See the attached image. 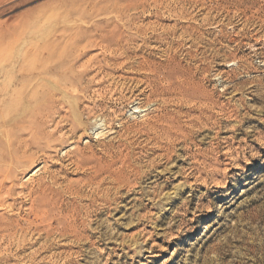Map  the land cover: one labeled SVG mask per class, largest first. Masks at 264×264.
Here are the masks:
<instances>
[{"label": "rangeland", "instance_id": "obj_1", "mask_svg": "<svg viewBox=\"0 0 264 264\" xmlns=\"http://www.w3.org/2000/svg\"><path fill=\"white\" fill-rule=\"evenodd\" d=\"M39 121L0 264H264V0H0V151Z\"/></svg>", "mask_w": 264, "mask_h": 264}, {"label": "bare ground", "instance_id": "obj_2", "mask_svg": "<svg viewBox=\"0 0 264 264\" xmlns=\"http://www.w3.org/2000/svg\"><path fill=\"white\" fill-rule=\"evenodd\" d=\"M123 41V40H122ZM155 69V68H154ZM172 70V69H171ZM155 72V71H154ZM183 72V71H182ZM187 80V79H186ZM43 93V92H42ZM56 93V92H55ZM55 93H52L50 95V102L49 104H52V102H54L55 98ZM49 96V95H48ZM62 100V99H60ZM48 101V99H47ZM33 102V101H32ZM31 102V103H32ZM77 103V102H76ZM218 104V103H217ZM34 106H32L25 114V115H28V116H32L34 114H43L45 116L43 117H47V124L49 125L50 124V127H51V123L52 121H54V124L55 123V119L51 117V113L48 112V111H45L43 110L42 107H38L36 106L35 104H33ZM88 106V105H87ZM21 110V109H20ZM25 112V111H24ZM54 112V111H53ZM15 116V117H14ZM13 116L12 119H15L17 122L20 121L21 117L23 116L22 113L18 112L17 114H15ZM65 116V115H64ZM66 117V116H65ZM68 117V116H67ZM62 119V118H60ZM65 119V118H64ZM13 122V121H12ZM33 122V121H32ZM45 122V121H44ZM15 123V122H14ZM46 123H42V122H38L36 125H34L33 127H30L28 128L27 130L25 131H22V132H19L18 134H14V133H11V134H8V143H7V147L5 150L3 151H0V167L2 168L4 165H7L8 167V170L7 172L4 174L5 178H13V173H11V166L12 164L14 163V155L16 153H20V152H25L26 150L28 151V149L31 150V145L30 142H29V139H31L32 137H36V135H41L43 133L44 135V128H45V125ZM32 124V123H31ZM53 124V123H52ZM32 126V125H31ZM54 126V125H53ZM53 128V127H52ZM51 128V129H52ZM55 128V126H54ZM53 128V129H54ZM50 129V130H51ZM60 129V127L58 128ZM62 129V128H61ZM53 131V130H52ZM51 131V132H52ZM59 131V130H58ZM56 133V132H55ZM47 134V132H46ZM47 136V135H46ZM45 136V137H46ZM45 146V145H44ZM43 146V147H44ZM2 150V149H1ZM26 151V152H27ZM45 156V155H44ZM17 158V157H16ZM45 158V157H44ZM23 160V159H22ZM20 161V160H19ZM23 164V163H22ZM25 165V164H23ZM16 168V167H15ZM42 168V167H41ZM22 169V168H21ZM20 169V170H21ZM18 170V169H17ZM23 170V169H22ZM39 170L34 168V172L33 173H37ZM109 171V170H108ZM18 175V174H17ZM96 177V176H95ZM94 178V177H93ZM92 178V180H93ZM3 182V181H2ZM22 186V184H21ZM33 186V185H32ZM31 186V187H32ZM41 186V185H40ZM45 187V186H44ZM37 188V187H35ZM42 188V186H41ZM28 189V188H27ZM44 189V188H43ZM34 190V189H33ZM12 191V186H6L5 182H3L0 186V206L2 205H5V207H8V209H13V208H17L11 204H7L6 201H7V194L10 193ZM39 191V190H38ZM19 192V191H17ZM39 193V192H38ZM30 194V193H29ZM14 195V192L13 194ZM11 195V196H12ZM23 196V195H22ZM42 198V197H41ZM40 199V197H39ZM48 200V199H46ZM55 201V200H54ZM10 202V201H9ZM11 203V202H10ZM51 203H53V201H51ZM30 204V203H29ZM48 204V203H47ZM4 208V206H3ZM29 208H33V203L31 202V205L29 206ZM56 208V207H55ZM24 209V208H23ZM54 209V208H53ZM14 210V209H13ZM18 210V209H17ZM16 210V211H17ZM43 211V210H42ZM57 211V210H56ZM33 212V211H32ZM34 213V212H33ZM41 216L45 215V212H41ZM2 215V217L0 218V250L3 251V249H6L7 246H6V242L8 241H15V242H19L18 245H22L24 241H27L29 239L32 238V233H31V229L30 227H23V226H20L19 225V222L17 221V219H15L12 215L11 216H3V214H0V216ZM58 217V215H56ZM38 218V217H37ZM61 218V216H60ZM63 219V218H62ZM38 220V219H37ZM58 220V219H57ZM61 220V219H60ZM70 220H72L70 218ZM39 221V220H38ZM30 222V221H29ZM67 222V221H66ZM72 222V221H71ZM76 223V221H75ZM43 224V223H42ZM52 224V223H51ZM70 224V223H68ZM72 224V223H71ZM73 225V224H72ZM69 227V225H68ZM71 227V225H70ZM69 227V228H70ZM76 227V226H75ZM74 227V228H75ZM41 228V227H40ZM77 229V228H76ZM68 230V229H67ZM36 231V230H35ZM49 231V230H48ZM70 231V230H69ZM72 231V230H71ZM77 232V231H76ZM36 233V232H35ZM65 232H63L62 234H64ZM80 236V234H78ZM78 235L75 233V236L78 237ZM26 243V242H25ZM14 245V244H13ZM16 246V245H15ZM8 251V250H7ZM5 252V253H8V252ZM4 252V251H3ZM2 252H0V255H1ZM4 255V254H3ZM1 258V257H0ZM2 259V258H1ZM5 259V258H3ZM8 258L5 259V261L8 263ZM10 263V262H9Z\"/></svg>", "mask_w": 264, "mask_h": 264}]
</instances>
